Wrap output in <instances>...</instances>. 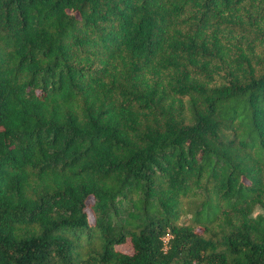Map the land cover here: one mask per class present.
I'll return each mask as SVG.
<instances>
[{
    "label": "trees",
    "instance_id": "obj_1",
    "mask_svg": "<svg viewBox=\"0 0 264 264\" xmlns=\"http://www.w3.org/2000/svg\"><path fill=\"white\" fill-rule=\"evenodd\" d=\"M0 264H264V0H0Z\"/></svg>",
    "mask_w": 264,
    "mask_h": 264
},
{
    "label": "rangeland",
    "instance_id": "obj_2",
    "mask_svg": "<svg viewBox=\"0 0 264 264\" xmlns=\"http://www.w3.org/2000/svg\"><path fill=\"white\" fill-rule=\"evenodd\" d=\"M87 211H88L89 219H91V214H90V212H89L88 209H87ZM118 247L121 248L122 250H126V251H128L130 249V247H129V245L127 243L126 244L119 245Z\"/></svg>",
    "mask_w": 264,
    "mask_h": 264
}]
</instances>
